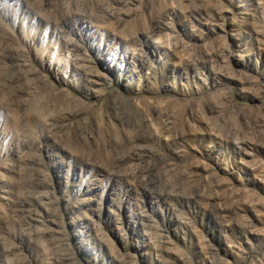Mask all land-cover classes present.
<instances>
[{
  "label": "rangeland",
  "instance_id": "rangeland-1",
  "mask_svg": "<svg viewBox=\"0 0 264 264\" xmlns=\"http://www.w3.org/2000/svg\"><path fill=\"white\" fill-rule=\"evenodd\" d=\"M0 264H264V0H0Z\"/></svg>",
  "mask_w": 264,
  "mask_h": 264
}]
</instances>
